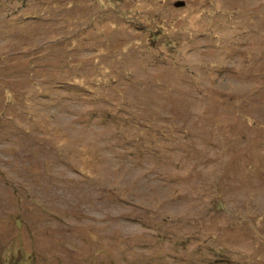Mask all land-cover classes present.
<instances>
[{"label": "rangeland", "instance_id": "374dc122", "mask_svg": "<svg viewBox=\"0 0 264 264\" xmlns=\"http://www.w3.org/2000/svg\"><path fill=\"white\" fill-rule=\"evenodd\" d=\"M0 264H264V0H0Z\"/></svg>", "mask_w": 264, "mask_h": 264}, {"label": "bare ground", "instance_id": "6f19581e", "mask_svg": "<svg viewBox=\"0 0 264 264\" xmlns=\"http://www.w3.org/2000/svg\"><path fill=\"white\" fill-rule=\"evenodd\" d=\"M114 12V11H113ZM32 13V12H31ZM36 14V13H35ZM117 14V13H116ZM105 16V15H104ZM147 24V23H146Z\"/></svg>", "mask_w": 264, "mask_h": 264}, {"label": "trees", "instance_id": "16d2710c", "mask_svg": "<svg viewBox=\"0 0 264 264\" xmlns=\"http://www.w3.org/2000/svg\"><path fill=\"white\" fill-rule=\"evenodd\" d=\"M22 2H23V0H22Z\"/></svg>", "mask_w": 264, "mask_h": 264}]
</instances>
